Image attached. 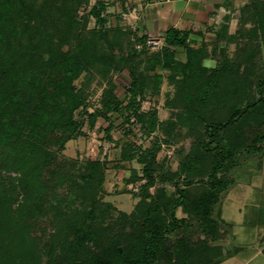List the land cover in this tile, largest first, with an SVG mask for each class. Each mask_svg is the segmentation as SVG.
<instances>
[{"label":"rangeland","instance_id":"obj_1","mask_svg":"<svg viewBox=\"0 0 264 264\" xmlns=\"http://www.w3.org/2000/svg\"><path fill=\"white\" fill-rule=\"evenodd\" d=\"M97 1L105 3L102 27L88 13ZM128 7L127 0H0V264H90L89 257L115 245L119 257L129 253L131 234L144 215L139 194L148 183L145 164H152L147 194L157 188L172 194L182 156L194 146L211 148L225 136H240V128H248L246 118L259 115L261 106L208 133L210 122L225 120L245 99L264 93V0L250 1L218 22L197 54L162 40L149 44L122 16ZM212 69L217 74L210 82ZM132 82L135 114L128 93ZM47 102L62 107L47 116ZM7 103L14 110H7ZM106 103L113 105L107 118L98 116L89 128L90 113L104 111ZM71 108L81 134L54 144L52 138L64 139L66 133L48 124ZM135 124L142 125L140 132ZM108 125L107 133L101 128ZM30 129L45 130L47 142L37 143L46 150L29 158L14 138ZM154 139L159 148L150 163L146 148ZM239 149L222 173L228 179L249 155L245 146ZM95 159L103 162L98 169L90 164ZM210 166L204 158L196 178ZM100 176L103 182L96 186ZM176 215L192 217L180 207ZM79 223L92 229L84 243L71 230ZM226 228L220 224L205 237L217 250ZM199 229L190 219L178 235L193 242L203 236ZM156 264L166 263L160 258Z\"/></svg>","mask_w":264,"mask_h":264},{"label":"trees","instance_id":"obj_2","mask_svg":"<svg viewBox=\"0 0 264 264\" xmlns=\"http://www.w3.org/2000/svg\"><path fill=\"white\" fill-rule=\"evenodd\" d=\"M104 5L105 3L103 1H97L88 12L95 18V23L100 27L104 26L106 22V18L104 14H102L103 9L105 8ZM81 9L83 10V8ZM187 36V32H181L175 28H168L165 31L163 38L164 43L171 48L183 47L189 52V54H197L200 48L190 45L187 41ZM194 57L195 56H193V59ZM190 61H192V59ZM69 63L71 64L73 62ZM190 65L192 66L191 62H189L188 72H191L192 70L190 69ZM216 74L217 71L212 69L207 76V80L211 82ZM135 87L136 83L132 82V86L128 91V93L133 96L131 97V101H133V109H131V111L133 114H135V109L137 110L138 108L137 105L134 106L137 102L135 100L137 96L134 92ZM206 91V88H204L201 91L203 94L199 93V100L207 93ZM108 93L113 101L117 102V97L110 92ZM243 103V105L232 110L225 120H215L210 122L207 129L212 130V132L208 133L214 135L216 131L218 132L219 130L226 129L233 123V121H238L245 114L251 115L250 111L252 109L261 106L259 115L256 116V119H254V117L252 119L251 117L246 118L243 125L246 124L248 128L247 130L240 128V136H225L222 138V142H215V145L211 148L205 147L203 144L192 147V150L188 154L181 157L178 177L175 176L172 184L174 187V192L172 194H166L162 188H157L151 195L147 194L146 187L153 184V179L151 178L152 164H145L143 170L146 172L148 183L144 185V191L141 192V195L139 194L140 203L141 205L145 203V208L144 215L141 221L137 224L136 234H131V241L134 239V244H130L129 246L131 247H129L127 251L129 253H126L121 257L116 253L119 249L117 245H115L113 250L114 255L112 254V248L110 250L103 249L101 253L96 255L93 254L89 257L90 264H156L160 258L165 260L166 264H215L221 258L220 249L217 250L215 245L209 244V241H207L205 237L210 236L211 234L213 235L220 224L227 227L226 224L216 216H212V211L215 208L222 191L227 187L231 180L226 178L222 173H224V170L228 167L230 161L235 158L234 154L236 151L241 150L239 148L242 146H245V151L248 154H264V149H262V146H264V93L259 94V96L253 100L245 99ZM7 106V110H14L13 104L9 105L7 103ZM112 106V104H107L104 111L97 110L96 112L90 113L88 127H94L98 116L107 118V110L112 109ZM60 107H62V105L60 106L59 103L47 102L45 108L48 112L47 116L53 115V112L60 109ZM21 109L30 111L27 108ZM72 111L71 108L65 117L64 115H61V117H58L55 122H49L48 126H50L51 129L54 128L56 131L62 130L66 133L64 139L58 138L54 140V138H52L54 144L63 145L68 139L81 134L80 122L73 118ZM31 114L32 116L37 115L38 111L34 110L33 112L31 110ZM135 125L140 132L142 125ZM253 127H255L253 137H250L251 134L249 132ZM101 129L108 133L110 132V125ZM133 129L134 128H132V130ZM45 132V130L36 132V129H30L29 132L20 134L18 138H14L17 144L23 145V157L32 156L31 152L34 155L39 149L40 151L46 150L41 146H37V143L40 142H44L42 145L46 144L47 140L44 136ZM134 134L136 135V133ZM106 136L110 138V136ZM6 141L5 143L8 144L9 139ZM155 141L156 139L150 144L151 146L146 148V153L151 160L150 163L155 162L156 153L159 148L158 145H155ZM206 157H209L211 161L210 170L207 175H197L198 179L200 178L198 180L195 175L200 172L198 168L202 169V162ZM102 163L103 162H100L99 159L90 162L95 169H98ZM179 175L181 178H179ZM102 182L103 176H100L96 179V186H100ZM147 199L149 201H147ZM178 207H180L183 212L192 215V217H178L176 215V209ZM87 217V223L92 225L95 220V212L93 208L88 212ZM190 219L196 220L197 225L200 227V234L203 235L201 238L197 237L193 242H189L187 238H185L187 236L186 234L185 237L182 236L183 234L178 235L181 224L187 221L190 222ZM81 228H84V225L81 226L79 223L72 226L71 230L76 240L84 243L92 229L83 230ZM91 236L94 237L96 235ZM170 236H173V239ZM174 237L176 238L174 239ZM121 252L122 251L118 253L121 254Z\"/></svg>","mask_w":264,"mask_h":264},{"label":"crops","instance_id":"obj_3","mask_svg":"<svg viewBox=\"0 0 264 264\" xmlns=\"http://www.w3.org/2000/svg\"><path fill=\"white\" fill-rule=\"evenodd\" d=\"M250 1L256 0H127L122 16L147 38L164 41L165 31L175 28L200 47L218 22ZM246 156L214 208L227 226L215 264H264V154Z\"/></svg>","mask_w":264,"mask_h":264},{"label":"built area","instance_id":"obj_4","mask_svg":"<svg viewBox=\"0 0 264 264\" xmlns=\"http://www.w3.org/2000/svg\"><path fill=\"white\" fill-rule=\"evenodd\" d=\"M149 44H153V45H157L156 42H158V39H155V38H148V41H147Z\"/></svg>","mask_w":264,"mask_h":264}]
</instances>
